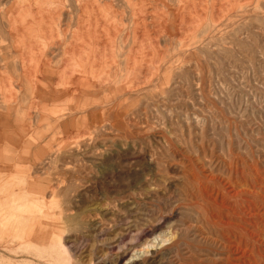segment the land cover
Masks as SVG:
<instances>
[{
  "label": "rangeland",
  "instance_id": "1",
  "mask_svg": "<svg viewBox=\"0 0 264 264\" xmlns=\"http://www.w3.org/2000/svg\"><path fill=\"white\" fill-rule=\"evenodd\" d=\"M36 1L0 0V112L3 91L31 104L18 68L41 52L54 95L74 92L56 80L71 67L56 57L76 46L88 15L116 19L123 52L140 56L141 70L78 88L83 114L66 117L94 118L64 121L49 142L42 129L21 159L0 165V264H222L229 255L264 264V0H100L104 13L92 0ZM233 204L261 223L246 225L254 234L227 253L206 218Z\"/></svg>",
  "mask_w": 264,
  "mask_h": 264
},
{
  "label": "bare ground",
  "instance_id": "2",
  "mask_svg": "<svg viewBox=\"0 0 264 264\" xmlns=\"http://www.w3.org/2000/svg\"><path fill=\"white\" fill-rule=\"evenodd\" d=\"M31 1V0H30ZM36 1V0H34ZM41 1V0H40ZM60 1V0H59ZM218 1V0H217ZM24 1H22L23 3ZM39 2L38 0L36 1V3ZM43 2V1H42ZM80 2V1H79ZM96 5V9H94L93 7L95 6L93 3ZM92 2L90 1V7L92 10V8L94 10L92 11H100V12H106V11H102V3L100 2V0H92ZM110 2V1H109ZM152 2V1H151ZM3 3V2H2ZM25 3V2H24ZM35 3V4H36ZM64 3V2H63ZM82 3V2H81ZM89 3V2H88ZM240 3V2H239ZM29 4V3H28ZM15 5V4H14ZM21 5V4H20ZM30 5V4H29ZM33 5V4H32ZM42 5V4H41ZM55 5V4H54ZM57 5V4H56ZM94 5V6H93ZM23 6H25L23 4ZM36 6V5H35ZM52 6V5H51ZM79 6V5H78ZM205 6V5H204ZM27 7V6H26ZM37 7V6H36ZM40 7V5L38 6V8ZM57 7V6H55ZM86 4L85 2L81 5V8L84 9V11L86 10ZM187 7V6H186ZM206 7V6H205ZM1 8V7H0ZM25 9V8H24ZM36 9V8H35ZM55 9V8H53ZM115 9V8H114ZM31 10V9H30ZM28 9V11H30ZM42 11H44L43 9H41ZM49 10V9H48ZM47 10V11H48ZM80 10V9H79ZM1 11V10H0ZM21 11V10H20ZM23 11V10H22ZM40 11V10H39ZM52 11V10H51ZM59 11V10H58ZM81 11V10H80ZM79 11V12H80ZM87 11V10H86ZM115 11V10H114ZM78 12V13H79ZM83 12V11H82ZM81 12V14H82ZM91 12V11H90ZM94 12V13H95ZM113 12V11H112ZM180 12V11H179ZM26 13V12H25ZM34 13V10H33ZM41 13V11H40ZM52 13V12H51ZM88 13V12H87ZM14 14V13H12ZM11 14V15H12ZM20 14V13H19ZM32 14V13H31ZM35 14V13H34ZM33 14V15H34ZM37 14V13H36ZM35 14V15H36ZM98 14V12H97ZM96 14V15H97ZM136 14V13H135ZM148 14V12H147ZM146 14V15H147ZM29 15V14H28ZM32 15V16H33ZM35 15L34 17V21H35ZM153 15V12H152ZM151 15V16H152ZM86 16V15H85ZM101 16V15H100ZM135 16V15H134ZM138 16V15H137ZM136 16V17H137ZM17 17V16H16ZM24 17V16H23ZM18 18V17H17ZM26 18V17H25ZM39 18H41V16H39ZM80 18V16H79ZM84 18V17H83ZM100 18V17H99ZM98 18V19H99ZM193 18V17H192ZM19 19V18H18ZM17 19V20H18ZM23 19V18H22ZM37 19V18H36ZM42 19V18H41ZM96 16H94V18L92 17L91 20V16L88 15L87 18H84V26H82L81 31H77V35L75 37H77L76 40H78V42H75L76 46L71 45L70 46V50L68 52V50L66 51V54L63 53L58 55L56 57V59H59L61 57H65L66 58V63L71 64V67H67V66H61L60 69L58 70L59 75L55 76L57 77L56 80L59 79L63 80L65 79L66 82L68 81V85L69 87H72V90L74 92L72 93H66L63 96H55L54 94L56 93L55 90L53 89L52 85H49L45 82L44 77L47 76H53L52 75V69L49 68V62L48 58L44 59L43 61L41 60L42 56V52L40 53V55L37 57L35 56L34 59H31L26 62H23V65H28L25 67L20 66L18 68V73H19V78H22L23 80H25V82L22 83L21 87H23L24 83L27 86L26 88L29 89V94H31V97L28 96V98L25 99V94L23 93V91H25L23 88L18 89L19 93L21 94L22 100H30L31 104L28 105L26 103L21 102V99H19V101H15L14 99H11L13 96H9V93L6 94V92L3 91L2 86L1 89L3 91V102L6 103L5 104V108H3V111L0 112V130L2 127L4 126H8L7 123H5L4 121L8 122L10 119L13 120H18L21 121L22 118L26 117V119L23 118V122L25 120H27L26 122L31 123L33 122L32 120V116L30 114V109H35L34 111L36 113H38L37 117L35 116V124L36 125H40L41 126V132L43 131L42 129H45V134L47 136V141L49 142V140H54V136L58 134V130L60 132H62L63 129V122L66 121V125L68 123H73L76 122L78 120H83L82 116H75V117H66V114L69 113V115H74V112H79L80 108H82V105H84L83 103V99L85 97V93H84V89H82L81 91L78 92V88H89V85H92L93 82H95V86L97 85H102V83H104L103 81L107 80V79H111V77L113 78L112 80H116V79H120V78H116V75L118 77V73L121 71V69H125L127 72L128 71H132L134 69H136L137 71L141 70V64L139 63L142 58L140 56L136 57L137 55H134V51H130L129 49L125 52H123V47L125 45V43H123V33L122 30L120 29V27L118 26V24L116 23V19L113 18V20H110L112 18L109 17H104V14L102 16V20H98ZM139 19V18H138ZM142 19V23L144 25L143 27V33L141 35V40H148V33L146 32L145 28V20L146 17L141 16ZM156 19V18H155ZM10 20V19H9ZM13 20V19H11ZM16 20V19H15ZM33 20H31L33 22ZM38 21V20H37ZM36 21V23H37ZM42 21V20H41ZM79 21V20H78ZM138 21V20H137ZM147 21V20H146ZM10 22V21H9ZM21 22V21H19ZM29 22V21H28ZM136 22V21H135ZM139 22V21H138ZM12 23V22H11ZM16 23V22H14ZM23 23H25L23 21ZM82 23V21H81ZM214 23V22H213ZM10 24V23H9ZM40 24V23H39ZM44 24V23H43ZM47 24V23H46ZM155 24V23H154ZM199 24V23H198ZM21 25V24H20ZM81 25V24H80ZM137 25V24H136ZM19 26V24H18ZM26 26V25H25ZM29 26V25H28ZM43 26V25H42ZM9 27V26H8ZM23 27V26H22ZM32 27V26H30ZM34 27V26H33ZM141 27V26H140ZM178 27V26H177ZM28 28V27H27ZM35 28V27H34ZM42 28V27H41ZM13 29V28H12ZM33 29V28H32ZM40 29V28H39ZM138 29V28H137ZM24 30V28H23ZM63 30V29H62ZM80 30V29H78ZM136 30V29H135ZM148 30V29H147ZM20 31V30H18ZM26 31V30H25ZM42 31V30H41ZM134 31V28H133ZM140 31V30H139ZM160 31V30H159ZM17 32V31H16ZM22 32V31H21ZM46 32V31H45ZM127 32V31H126ZM8 33V31H7ZM18 33V32H17ZM74 31L72 32L73 35ZM161 33V32H160ZM71 34V33H69ZM103 34V36H101ZM127 34V33H126ZM135 34V33H134ZM159 34V33H158ZM14 35V34H13ZM17 35V34H16ZM36 35V34H35ZM151 35V34H150ZM149 35V36H150ZM19 36V35H18ZM99 36H101L102 39L99 38ZM134 36V35H133ZM140 37V35L138 36V38ZM168 37V36H167ZM18 38V37H17ZM152 38V37H151ZM75 39V38H74ZM12 40V39H11ZM14 40V39H13ZM138 40V39H137ZM177 40V38H176ZM153 41V40H152ZM52 42V41H51ZM181 42V41H180ZM70 43V42H69ZM136 43V42H135ZM138 43V42H137ZM39 44V43H38ZM152 44V43H151ZM149 44V45H151ZM137 45V44H136ZM144 45V44H143ZM139 46V45H138ZM153 46V44H152ZM151 46V47H152ZM155 46V45H154ZM36 48V47H35ZM65 48V47H64ZM134 49V48H133ZM132 49V50H133ZM135 49H137L135 47ZM144 50V49H143ZM172 50V49H171ZM36 51V50H35ZM33 51V52H35ZM63 51V50H62ZM139 51V50H138ZM137 52V51H136ZM154 52V50H153ZM132 53V54H131ZM140 53V52H139ZM184 53V52H183ZM30 54V51H29ZM155 54V53H154ZM157 54V53H156ZM37 55V54H36ZM150 56V54H148ZM20 56V55H19ZM142 56V55H141ZM160 56V55H159ZM148 57V56H147ZM152 59V55L150 56ZM156 57V58H155ZM154 58L157 59L158 57L155 56ZM30 58V57H29ZM146 58V57H145ZM153 58V60H154ZM150 61L152 64L154 62H156L155 60ZM160 59V58H158ZM20 60V59H19ZM24 60V59H23ZM51 60V59H50ZM49 60V61H50ZM145 60V59H144ZM25 61V60H24ZM40 61V62H39ZM54 61V60H53ZM22 62V61H20ZM42 62H44V65L42 66ZM160 62L157 61V63ZM122 64H123V68H122ZM142 64H145L142 62ZM159 64V63H158ZM46 66V72L47 70H50V73H44V71H42V68ZM145 66V65H144ZM143 66V67H144ZM149 66V65H148ZM151 66V65H150ZM158 66V65H157ZM156 66V69H157ZM153 68V70L155 69V67L152 65L151 66ZM14 68V67H13ZM25 68V69H24ZM100 68V69H99ZM149 68V67H148ZM58 69V68H57ZM103 69V70H102ZM151 69V68H150ZM133 72V71H132ZM67 73H70V75L67 76ZM151 73V72H150ZM153 73V72H152ZM48 74V75H47ZM121 74V73H119ZM141 74V73H140ZM129 75V74H128ZM151 75V74H150ZM67 76V77H66ZM137 76V75H136ZM15 77V76H14ZM132 77V76H131ZM134 77V76H133ZM2 78V77H1ZM10 78V77H8ZM7 79V78H6ZM21 79V80H22ZM48 79V77H47ZM139 79V78H138ZM2 80V79H1ZM12 80V77H11ZM9 80V81H11ZM53 80V79H52ZM71 80V81H70ZM103 80V81H102ZM111 80V81H112ZM121 80V79H120ZM4 81V80H2ZM8 81V80H7ZM70 81V82H69ZM73 81V82H72ZM20 82V81H19ZM65 82V83H66ZM3 83V82H2ZM7 83V82H5ZM55 83V81H54ZM58 83V82H57ZM142 83V81H141ZM63 84V83H62ZM3 85V84H2ZM54 85V84H53ZM130 85L132 86L133 84L130 83ZM7 86V85H6ZM6 86L5 89H6ZM17 86V85H16ZM129 86V85H128ZM135 86V85H134ZM140 86V85H139ZM138 86V87H139ZM55 87V86H54ZM57 87V86H56ZM127 87V86H126ZM11 88V87H10ZM4 89V90H5ZM127 89V88H126ZM129 89V87H128ZM7 90V89H6ZM76 90V91H75ZM139 90V89H138ZM137 90V91H138ZM1 91V92H2ZM128 92V90H126ZM10 92V91H9ZM78 93V94H77ZM12 94V93H10ZM28 94V95H29ZM100 94V93H98ZM20 97V96H19ZM63 98V102L68 103V107H63L61 105H57V101H61ZM33 100H35L34 102H36V104L34 105ZM88 101V100H87ZM32 104L35 106L32 107ZM60 104V103H59ZM89 105V103H88ZM65 109L64 111H61L60 113L63 112H67V113H63L62 115H58L56 113L58 109ZM40 111V112H38ZM83 109V108H82ZM6 111H10V112H14V115H12L11 117H9L6 113ZM34 112V113H35ZM35 113V114H36ZM34 114V115H35ZM93 114V113H92ZM92 114H90L92 117ZM89 116V115H88ZM87 117V119L90 120V117ZM95 116V114L93 115ZM21 118V119H20ZM94 118V117H92ZM10 123V121H9ZM63 124V125H62ZM71 131V130H70ZM40 132V133H41ZM85 132V131H84ZM71 133V132H70ZM80 133V132H79ZM21 134V133H20ZM73 134V133H72ZM87 134V133H86ZM37 135V134H36ZM75 135V134H74ZM78 137V136H77ZM84 137V135H83ZM68 139V138H67ZM18 144H22L20 143L21 140L15 139ZM25 140V139H24ZM26 143V142H25ZM31 145V144H30ZM10 148V149H7ZM0 146V157H2L3 154H7L10 158L9 159H0V165L4 166V164H6L8 161L11 160L16 162V158H20L23 156V154H25L26 150L23 148V146L20 147V149L14 148L12 146L10 147H4V149ZM15 164V163H13ZM40 170V169H39ZM1 181V180H0ZM23 184V183H22ZM19 192V191H18ZM22 192H20L21 194ZM250 193V192H249ZM15 194V193H14ZM17 196L19 195L18 193H16ZM15 194V195H16ZM231 194V193H230ZM236 194V193H235ZM12 196V194H11ZM20 196V195H19ZM23 196V195H22ZM28 196V194H27ZM30 196V195H29ZM28 198V197H27ZM23 199V197H22ZM22 199L20 200L22 202ZM29 200V199H28ZM26 200V201H28ZM35 200V199H34ZM16 203V201H15ZM222 205V204H221ZM242 205V204H241ZM241 205H237V204H233V205H226L224 207V211H213L209 214V217L206 218V220L209 222V230H210V234L211 236L214 237L213 241L219 244V248L221 247L222 249H224V251L222 252H229V249L231 247V245H235L237 247H235V250H241L239 249V245L238 242L241 243L240 240H237L238 237H241L243 235H246L247 233H253L251 231H253V228H259L260 227V218L264 217L263 214H260V218H256L257 214H253V212L251 213L252 209H250L249 207L246 206H241ZM222 207V206H220ZM257 209V207H255ZM208 210H206L207 212ZM256 213V212H255ZM260 213V212H258ZM259 215V214H258ZM249 216V218H247ZM224 219V220H222ZM263 219V218H262ZM264 220V219H263ZM262 220V223H264V221ZM252 226V230L248 228V226ZM230 227H232V231L230 229ZM209 234V235H210ZM254 234V233H253ZM161 236V235H160ZM169 236V235H168ZM171 236V235H170ZM211 236H209L208 238H210ZM252 236V235H251ZM245 237V236H244ZM242 237V238H244ZM158 238V237H157ZM237 238V239H236ZM246 238V237H245ZM250 238V237H249ZM163 239V238H162ZM205 239V238H204ZM248 239V238H247ZM209 240V239H208ZM212 240V238H211ZM237 240V242L235 241ZM250 240V239H249ZM244 241H246L244 239ZM156 242V241H155ZM167 243V242H166ZM250 244V243H249ZM234 245V246H235ZM248 245V244H247ZM254 246V245H253ZM147 247V246H146ZM145 247V249H146ZM156 247V246H155ZM149 248V247H148ZM220 248V249H221ZM233 248V246H232ZM244 248V246H243ZM246 248V247H245ZM244 248V250H245ZM254 248V247H253ZM252 249V248H250ZM140 250V249H139ZM232 250V249H231ZM230 250V251H231ZM247 250V249H246ZM234 251V249L232 250ZM248 254L249 251L251 252V250H247ZM135 252V251H133ZM235 253V252H233ZM239 253V252H238ZM241 253V252H240ZM252 253V252H251ZM132 254V253H131ZM205 254V253H204ZM163 255V254H162ZM227 255V254H226ZM242 255V253H241ZM134 256V255H133ZM159 256V255H158ZM220 256V255H219ZM238 256V255H237ZM236 256V257H237ZM252 256V254L250 255ZM205 257V256H204ZM230 257V255H229ZM229 257H220L218 258V260L220 261L219 263L224 262V264H235L232 263ZM233 257V256H232ZM239 258H235L237 262L239 261H243V259H246L244 256V258H241L240 256H238ZM160 258V257H159ZM154 259V258H153ZM161 259V258H160ZM234 259V257H233ZM254 257H252V262H249V264H253L255 263V260H253ZM208 260V259H207ZM129 261V260H128ZM235 261V260H234ZM182 264V263H181ZM237 264V263H236Z\"/></svg>",
  "mask_w": 264,
  "mask_h": 264
},
{
  "label": "crops",
  "instance_id": "3",
  "mask_svg": "<svg viewBox=\"0 0 264 264\" xmlns=\"http://www.w3.org/2000/svg\"><path fill=\"white\" fill-rule=\"evenodd\" d=\"M83 111H84V109L80 110L79 112H74L73 114H78V113L83 114ZM9 121H10V123H9ZM9 121L8 122L4 121L5 123L8 124V126H4L0 130V146L2 148L12 146L14 148L20 149V147L23 146V148L26 150V148H27L26 145L28 143H25V142H29L30 143L31 139L36 140V139H38V136H40V134H41L40 133L41 130L37 131V132L33 131L35 128L37 129V128L41 127L40 125H36L34 123V121L32 122L33 128H32L31 132H30L31 127L30 126H26V130H27L28 133H24V129H22L20 127V125H21L20 122L21 121L13 120V119H10ZM10 127H11V129H10ZM27 134H29V135H27ZM15 139L21 140L20 143H22V144H18V142ZM28 150H29V148H28ZM9 158L10 157L6 153L3 154L2 157H0V159H9Z\"/></svg>",
  "mask_w": 264,
  "mask_h": 264
}]
</instances>
